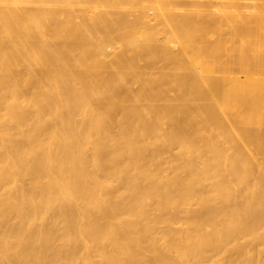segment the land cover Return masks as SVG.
I'll use <instances>...</instances> for the list:
<instances>
[{
  "label": "bare ground",
  "instance_id": "obj_1",
  "mask_svg": "<svg viewBox=\"0 0 264 264\" xmlns=\"http://www.w3.org/2000/svg\"><path fill=\"white\" fill-rule=\"evenodd\" d=\"M219 1L0 0V264H264L222 257L264 228V0Z\"/></svg>",
  "mask_w": 264,
  "mask_h": 264
},
{
  "label": "rangeland",
  "instance_id": "obj_2",
  "mask_svg": "<svg viewBox=\"0 0 264 264\" xmlns=\"http://www.w3.org/2000/svg\"><path fill=\"white\" fill-rule=\"evenodd\" d=\"M198 2L203 6V8L205 9V10H210V9H214V10H218V9H220V8H223V7H229V3H227V2H221V1H219V0H198ZM246 2V5L247 6H251V5H253V3H254V1L253 0H248V1H245ZM142 62V61H141ZM232 66H234L235 68H236V66L235 65H232ZM231 67V66H230ZM234 67H232V68H234ZM234 68V69H235ZM134 81V80H133ZM131 82H132V79H131ZM166 155H168V153L166 154ZM264 155V154H263ZM263 155H262V157H263ZM260 156V155H259ZM261 157V156H260ZM263 231H264V228L263 229H261V230H259V233L257 234V237H255L254 239H252V240H255L256 239V241H258L257 243H256V241H250V243L248 244V246H246V247H243V248H239V249H234V250H231V251H229V252H224L223 254H222V257H224V258H226L228 255H233L234 253L236 254L237 252H238V254H240V253H242L243 251H244V249H255V247H256V245L259 243V245H260V243H263V241H264V235H263ZM259 234H260V238H259ZM262 234V235H261ZM262 237V238H261ZM260 239V240H259ZM263 239V240H262ZM260 246H257L256 248H259ZM243 250V251H242Z\"/></svg>",
  "mask_w": 264,
  "mask_h": 264
}]
</instances>
